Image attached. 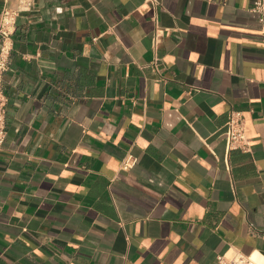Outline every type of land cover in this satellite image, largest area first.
<instances>
[{"label": "crops", "instance_id": "obj_1", "mask_svg": "<svg viewBox=\"0 0 264 264\" xmlns=\"http://www.w3.org/2000/svg\"><path fill=\"white\" fill-rule=\"evenodd\" d=\"M255 1L0 0V14L19 10L4 75L0 264L264 255ZM232 109L245 116L250 151L227 150ZM128 152L138 161L122 169Z\"/></svg>", "mask_w": 264, "mask_h": 264}, {"label": "built area", "instance_id": "obj_2", "mask_svg": "<svg viewBox=\"0 0 264 264\" xmlns=\"http://www.w3.org/2000/svg\"><path fill=\"white\" fill-rule=\"evenodd\" d=\"M251 9L261 13V20H264V0H256ZM18 13L19 10L6 6L2 9L0 14V34L3 36V42L0 48V147L3 145L7 135L6 108L8 96L4 87V75L8 70L12 48L7 40L15 30ZM164 34L165 29L158 25L152 38V47L155 52V57L151 63H159L158 49L161 46ZM222 135L225 139L228 152L233 149H241L243 151L251 150V138L247 133L245 116L241 110L232 109L230 111ZM137 161L138 157L128 152L122 161L121 168L128 169L135 165ZM227 165L230 166L228 160ZM260 233L264 236V230L260 231ZM254 253L255 252L245 254L237 248H230L218 257L216 264H261L254 259Z\"/></svg>", "mask_w": 264, "mask_h": 264}, {"label": "bare ground", "instance_id": "obj_3", "mask_svg": "<svg viewBox=\"0 0 264 264\" xmlns=\"http://www.w3.org/2000/svg\"><path fill=\"white\" fill-rule=\"evenodd\" d=\"M254 259L261 263V264H264V256L261 255L260 253L256 252L254 255H253Z\"/></svg>", "mask_w": 264, "mask_h": 264}]
</instances>
